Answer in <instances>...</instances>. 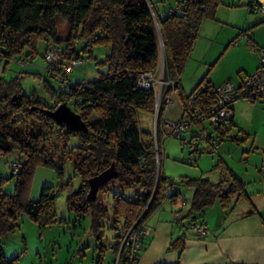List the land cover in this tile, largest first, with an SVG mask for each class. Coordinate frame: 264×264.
Returning a JSON list of instances; mask_svg holds the SVG:
<instances>
[{
    "label": "trees",
    "instance_id": "16d2710c",
    "mask_svg": "<svg viewBox=\"0 0 264 264\" xmlns=\"http://www.w3.org/2000/svg\"><path fill=\"white\" fill-rule=\"evenodd\" d=\"M175 1V10L165 11L161 18L147 0H0V64L3 65L0 68V156L15 153L17 162L13 164L20 165L18 171L10 166V177L15 178L11 195L2 192L3 179L0 177V238L18 227V215L26 216L40 229L56 222L54 199L57 191L54 189L42 188L35 202L22 201L33 169L36 166L55 168L53 158L44 152V145L49 142L61 144L62 158L68 155L74 158L80 185L69 192L65 206L77 219L88 215L89 230L98 236L94 264H101L106 250L111 251L113 264H138L148 236L144 222L162 201L166 200L172 206L178 205L179 200L182 203L180 188L192 192L184 217L190 222L178 223L183 232L201 228L205 234L201 225L192 224L202 218L206 209L214 204L229 209L232 200H246L243 184L220 158L211 167L218 175L216 182L184 176L173 182L164 177L160 166V143L166 105H159L152 134L140 130L138 125L139 112L154 115L158 88H139L137 78L142 73L150 72L154 80L161 78L164 96L171 91L177 92L182 114L187 112L189 100L195 106L211 105L215 101V86L208 84L206 76L187 96L180 92L179 80L202 21L213 17L220 0ZM57 21L67 28L63 39L57 36ZM40 42L45 45L42 58L45 52L54 48L61 53L58 59L61 63L69 57V60L80 59L84 64L82 54L91 57L93 46H104L105 57L97 65L104 66L105 70L93 80L76 82L68 80L71 70L61 79L67 84L63 89L58 85L54 91L46 85L51 104L32 95L26 96L19 84L21 77L6 80L2 73L11 61L20 66L16 60H21L24 49L27 51L23 60L28 64V59L37 55L36 45ZM77 43H82L80 49L76 47ZM46 64L48 71H54ZM61 81L58 78L59 84ZM55 103L69 107L84 123L86 131H69L61 123L53 122L48 112L54 109ZM229 109L230 120L226 124L210 126L212 135L200 139L212 147L208 153L221 142L240 145L246 140V135L240 131L231 133V105ZM191 122L196 126L195 121ZM71 139L76 144L66 151ZM193 152L199 155L204 150L195 148ZM111 165L115 168L114 178L90 199L88 180ZM56 170L61 176L60 169ZM100 193L110 199L106 206L98 196ZM250 214L254 212L251 210L245 216ZM178 220L174 216L172 221ZM105 228L113 233L109 242L102 238ZM130 229L146 233L137 238L138 250L123 244ZM168 248L180 252L182 239L173 240ZM0 264H12L3 259L1 250Z\"/></svg>",
    "mask_w": 264,
    "mask_h": 264
},
{
    "label": "rangeland",
    "instance_id": "374dc122",
    "mask_svg": "<svg viewBox=\"0 0 264 264\" xmlns=\"http://www.w3.org/2000/svg\"><path fill=\"white\" fill-rule=\"evenodd\" d=\"M149 4H152L155 8L159 17H163L165 11H174L176 8L175 0H147ZM252 2L256 1L259 4L264 3V0H251ZM249 0H220L219 5L215 9L214 20L213 22L217 25V35L221 38L220 40H226L229 38L231 31L237 33V30L241 26H245V22L251 18H261L260 13L255 9L251 12L249 11ZM263 17V16H262ZM233 24V25H232ZM245 24V25H244ZM262 23L261 25H263ZM233 26V27H231ZM201 27L198 34L196 45L197 47L193 50L188 62H186L182 74L180 76L181 87L183 91L187 94L189 93L194 85L196 84L192 80L195 78H200L204 74L212 76L214 80L224 77L226 74L231 76V79H236V72L239 71L237 68V63L234 58L226 57L221 58L217 64L210 65L212 62L211 59L214 57V48L213 37H208L212 29ZM56 31L57 36L60 39H63L67 34V28L64 23L61 21L56 22ZM82 43H77V48L80 49ZM62 46V45H60ZM201 47V49H200ZM231 47H235V44H232ZM45 49L43 42H40L36 45L37 55L29 60L28 64L23 66H18L13 61H11L5 71L2 73L4 79L8 80L12 77H21L19 78V84L21 86L22 93L26 96H34L41 102L51 104L49 100L48 91L46 90L49 87L52 90L56 91L59 83L58 79L51 76L47 70V64L42 58V53ZM24 53L20 57L21 60L25 59L24 54L26 49L23 50ZM203 52L205 59L203 60ZM252 52V49H251ZM106 54V48L104 46L95 45L91 50V57L87 54H82L84 58L82 64L79 67H75L68 75V80L72 82L80 80H93L98 76L99 73H103L105 68L102 65H97V63L102 62ZM255 63L257 62L256 56ZM211 61V62H210ZM210 62V63H209ZM211 67H210V66ZM3 65L0 64V68ZM207 75V76H208ZM193 76H195L193 78ZM243 77V74L241 73ZM197 79V80H198ZM245 80V78H244ZM243 81V80H242ZM227 82V81H226ZM47 85V86H46ZM170 101L165 108L167 116L171 118H179L181 111L179 108L180 99L175 91L170 93ZM56 105H60L55 103ZM54 104V105H55ZM236 107L233 109V119L235 128H232V133L237 131L239 126L243 130L249 128L250 118L247 116L249 110L255 107L264 106V103L260 101H255L252 104L245 100H236L233 103ZM165 114V113H164ZM162 116L163 122H176L169 121ZM165 114V116H166ZM94 117H92V120ZM257 118H253L254 126L253 130H256L257 139L262 141V143L253 144V135L249 138L250 142L247 143L245 149L247 148L248 153L244 156L250 154V164L258 165L253 169L256 176L258 175L261 167H264L261 160V154L264 153V123L259 121L257 123ZM138 125L140 130L152 134L154 131V115L139 112L137 114ZM263 120V119H262ZM192 126V131L199 134V130L202 128L201 132L205 133L207 136L212 135V129L209 125V122L204 120L199 126H195L194 123H190ZM162 129L165 130L163 137L161 139L160 153H161V172L164 177L177 182L180 177L188 178H208L210 181H214V178L217 177V174L211 170V167L216 163L218 155L220 154L219 146L214 148V151L208 153L210 148L207 143L203 141H197L196 150H204L202 154L197 155L192 149L193 144H190V134L188 132L181 135V140L169 136V130L167 127L162 125ZM239 130V129H238ZM242 136V135H240ZM228 141H224L227 143ZM253 144L255 151H249V146ZM256 142V140L254 141ZM230 143V142H229ZM76 144L74 139L69 140L67 143L66 151L71 149L73 145ZM45 154L52 159L53 165L55 168L60 169L61 176L57 175V170L54 167L47 166H36L33 169V172L29 178L28 184L25 191L22 194L23 202H35L39 199L42 188H50L57 191V195L54 199V213L56 215V222L53 224L40 229L32 221H30L24 215H18L16 217L17 228L12 232L5 234L0 238V250L3 259L6 262L12 261V264H94L97 251L96 245L98 243L97 235H93L89 230V217L85 215L83 219L75 218L73 212L66 209L65 200L70 191H74L80 185V178L74 170V158L72 155L62 158L63 148L59 143H51L44 145ZM233 151H231L232 153ZM251 152V153H250ZM256 153V155H254ZM238 159V158H237ZM17 162V157L15 153H8L0 156V177L3 179L2 182V192L11 195L14 188L15 178L14 176L10 177V166L11 164ZM248 168H242V170ZM243 183L245 185L247 192H262L260 189V180L249 181L247 178H243ZM182 199L188 202V195L191 194V190L182 189L181 190ZM254 194V193H252ZM262 194V193H261ZM263 195V194H262ZM102 197L103 203L106 206L109 204L110 199L106 196H102L100 193L98 195ZM185 204L181 203L179 200L178 207L172 206L166 200L162 201L159 208L151 214L144 225H146L147 230L153 233V231L158 227L157 231V242L155 247L157 252L165 251L168 247L166 245L162 246L158 242L159 234L166 230L168 227H172L173 231L177 230V224L174 223L171 219V216L174 213L180 212L181 215L184 213L182 206ZM226 209L223 212L224 221L228 223L234 215L239 216L240 207L242 204L239 203L238 206L232 210L231 207ZM187 206V205H186ZM217 204L212 205L206 211L210 209H215ZM245 208V206L243 205ZM181 208V209H180ZM249 209H244V212H248ZM262 212V210L260 211ZM207 215L210 213V224H213L218 217L215 214V211L206 212ZM264 213V212H263ZM261 214V213H260ZM156 215V216H155ZM174 217V216H173ZM244 217V216H243ZM255 217H257L255 215ZM264 219V217H263ZM204 221V220H203ZM196 223L201 224L202 220L197 218L192 225L196 226ZM164 225V226H163ZM154 229H152V228ZM161 230V232H160ZM194 231L192 229L189 230ZM196 230L194 231V233ZM102 234L103 241H110L113 233L104 229ZM151 236L145 237L150 239ZM150 252V251H149ZM153 256H156L155 252H152ZM142 255V254H141ZM148 254L147 253V257ZM152 256V255H151ZM114 257L110 250H106L103 254L101 264H113ZM149 262V261H148Z\"/></svg>",
    "mask_w": 264,
    "mask_h": 264
},
{
    "label": "crops",
    "instance_id": "0c3cea01",
    "mask_svg": "<svg viewBox=\"0 0 264 264\" xmlns=\"http://www.w3.org/2000/svg\"><path fill=\"white\" fill-rule=\"evenodd\" d=\"M250 1L251 0H249L248 4L249 11L251 12L255 9L250 4ZM214 14L212 18H208L202 21L198 31L199 34L201 27L203 29H212V33L210 32V35H208V37H213V44H215L214 48L216 49L214 50V57L211 59L212 62L210 61L211 63H209L210 65H214L215 63L217 64V62L221 58L225 59L226 57H231L234 58L235 61L237 60L236 63L239 71L236 72V79L234 78V80L231 79V76H229V74H226L224 77L217 80H214L213 77H210L208 74H204L199 79H195V76H193L194 79L192 81L196 83L194 87L205 76L208 84H210L211 86H218L226 81L231 82L234 85H239L242 80H244V78L252 74L256 69L255 57L253 55V52H251V48L254 46L264 49V24L261 25L262 23H264V16L262 17V15L260 14L261 18H251L247 20L245 22L246 25L244 24L245 26L239 27L237 33L233 32L232 30L229 38H227L226 40H220L221 38L216 33L218 26L213 23L216 22V20H214ZM198 34L193 44L190 55L197 47L196 42ZM234 41L235 47H231ZM201 54H203V52ZM202 59H205L204 54ZM241 73L243 74V77L241 76ZM179 84L180 92L184 96L189 95L193 90L192 89L189 93L186 94L181 87L180 80ZM252 105H254L252 106L253 108L250 109L249 114H247V116L250 118L249 128L243 130L241 126H239V130L237 129V131H235H240L245 134L246 140L240 145H236L231 142H221L217 145V147L219 146L220 148V154L218 155V158L221 159V161L233 173V175L243 184V194L246 197V200H240L238 202H236V200H232L233 205L231 207L232 212V210L235 209L239 203L242 204V207H240L239 210V216L234 215V217H232L231 220L226 223V221H224V217L222 216L223 212L226 209H221L217 205L218 207H216L215 209H210V211H206L207 209L205 210L202 218L200 219L202 220V224L196 223V226L201 225L203 227L205 231L204 235H196L194 231L190 232V229H187L185 232H183L179 229L178 223L185 225L190 222L189 219L184 218L185 214L187 213L191 198V194H187L188 202H186V200L184 199L182 203H184L185 205L182 206L183 209L180 208L184 213L181 215V213L178 212V214L174 213L173 215L179 219V222L176 221V224L178 225L177 230L173 231L171 226L162 232L160 230L161 233L159 234L158 238V242L165 247L166 245L169 246L170 242H172L173 240L181 238L182 248L180 252H178L177 249H169L168 247L166 248L167 254H165V251H156V234L159 230L158 227H156L152 234L147 230V237H151L150 239L146 238L144 240L145 250L139 257L138 264H264V167H261V170L256 176L255 172L257 173V171H255L253 168L258 167V165L249 163L250 154L244 156V154L248 153V150L247 148L245 149V146L248 142H250L249 138L252 135L254 145L262 143V141L257 139V133L255 132L256 130H253L252 127L255 123L253 121V118L255 117L257 118V123L259 121H262L264 123V106L255 107L256 104ZM234 107L236 106L232 103V125L235 128V124L237 125V123H235L233 119V114L235 111L233 109ZM179 108L181 114L179 118H177V120L176 118L167 116L165 111L164 113L166 114V116L164 114V117L169 121H178L182 116L181 104L179 105ZM191 129L192 126L184 132H188L190 134L189 138L194 137L198 134L191 132ZM162 133L164 134L165 130L162 129ZM255 140L256 142H254ZM253 144L251 142L249 151L253 150L252 152H254V149H257L253 148ZM231 151L233 152L231 153ZM254 155H256V153ZM261 160L262 164H264V153L261 154ZM245 166H248V168L246 167V169L242 170V168H245ZM243 178H247L249 181L255 182L257 181V179H259L260 183L256 184H260L259 186L262 192H247L243 183ZM217 180L218 175L212 182H216ZM182 189L184 188H180L178 189V191L181 193ZM243 205L245 206V208L243 207ZM244 209H249L248 212H251L252 210L254 214L245 216L248 212H244ZM261 210L262 212H260ZM211 211H215V214L218 217V219L215 218V216L213 217V219H216L213 224H210L209 222L211 218L210 213H208V215L206 213ZM255 215L257 217H255ZM173 216H171L172 220ZM144 226L146 229L148 228L146 227V225ZM152 252H155L156 256H153ZM147 253L151 254L152 256L148 255L147 257Z\"/></svg>",
    "mask_w": 264,
    "mask_h": 264
},
{
    "label": "built area",
    "instance_id": "2783aa9c",
    "mask_svg": "<svg viewBox=\"0 0 264 264\" xmlns=\"http://www.w3.org/2000/svg\"><path fill=\"white\" fill-rule=\"evenodd\" d=\"M182 2L183 0H178ZM252 7L256 9L262 16H264V3L259 4L256 1L253 2ZM235 44V41L232 43ZM252 52L256 56V69L255 71L248 75L245 80H243L239 85H234L231 82H224L218 86H215L213 89V93L215 96V101L211 105H201L195 106L192 103V100H189L186 105L187 112L183 113L181 118L176 122H163L162 125L167 127L169 130V136L180 139L181 135L191 127V120L196 122V125H200L204 120L209 122L210 126H219L222 124H226L230 120L231 111L229 109L230 105L234 103L236 100H245L248 102L260 101L264 103V49L258 47H252ZM59 54L60 51L54 48L49 49V51L44 53V61L53 67L54 71L49 70L51 76L55 78H63V76L67 75L73 68L79 67L82 65V61L80 59H70L59 62ZM17 63L21 65L27 64L25 60H16ZM61 88L67 86L65 81H61ZM161 78L159 80H154V76L150 72L142 73L138 75L137 78V86L144 90H149L153 86H157L156 91V99L154 104V124L155 117L158 112V108L160 103L167 106L170 101V94L164 96L161 94L162 88ZM172 85H170L171 87ZM203 88V85L199 88L200 90ZM63 89V88H62ZM198 91L194 94H197ZM58 105H54V109ZM203 129L199 130V136L190 138V144H193L192 149L197 147V141L200 139H206L207 135L201 132ZM212 149L211 146H209ZM11 168L14 171H18L20 169L19 164H12ZM196 234L203 235L204 232L201 228H195ZM145 231L134 232L131 229L125 235L123 244L127 246H131L132 250L140 249V246L137 242V238L139 235H145Z\"/></svg>",
    "mask_w": 264,
    "mask_h": 264
},
{
    "label": "water",
    "instance_id": "95a60500",
    "mask_svg": "<svg viewBox=\"0 0 264 264\" xmlns=\"http://www.w3.org/2000/svg\"><path fill=\"white\" fill-rule=\"evenodd\" d=\"M48 114L53 122L61 123L69 131H86L84 123H82L79 117L74 114L65 104L58 105L55 109L49 111ZM114 176L115 168L113 165H111L99 175L88 180V197L93 199L100 187L105 185L110 179L114 178Z\"/></svg>",
    "mask_w": 264,
    "mask_h": 264
}]
</instances>
